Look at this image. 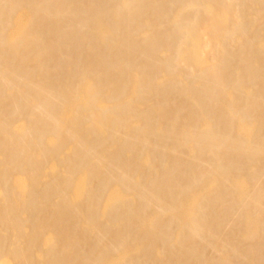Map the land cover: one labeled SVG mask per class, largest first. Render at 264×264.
I'll return each mask as SVG.
<instances>
[{"label": "bare ground", "instance_id": "1", "mask_svg": "<svg viewBox=\"0 0 264 264\" xmlns=\"http://www.w3.org/2000/svg\"><path fill=\"white\" fill-rule=\"evenodd\" d=\"M0 264H264V0H0Z\"/></svg>", "mask_w": 264, "mask_h": 264}]
</instances>
